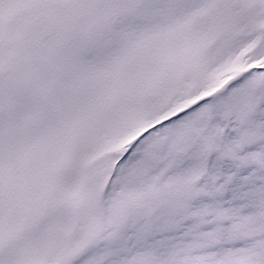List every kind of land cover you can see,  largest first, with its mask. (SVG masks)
<instances>
[{
    "label": "snow or ice",
    "instance_id": "1",
    "mask_svg": "<svg viewBox=\"0 0 264 264\" xmlns=\"http://www.w3.org/2000/svg\"><path fill=\"white\" fill-rule=\"evenodd\" d=\"M0 264H264V0H0Z\"/></svg>",
    "mask_w": 264,
    "mask_h": 264
}]
</instances>
